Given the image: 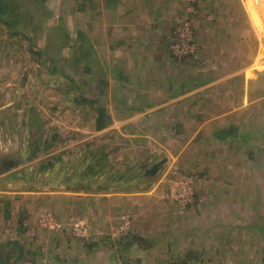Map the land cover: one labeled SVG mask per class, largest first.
Returning a JSON list of instances; mask_svg holds the SVG:
<instances>
[{
    "label": "rangeland",
    "instance_id": "374dc122",
    "mask_svg": "<svg viewBox=\"0 0 264 264\" xmlns=\"http://www.w3.org/2000/svg\"><path fill=\"white\" fill-rule=\"evenodd\" d=\"M0 4V248L264 264V0Z\"/></svg>",
    "mask_w": 264,
    "mask_h": 264
},
{
    "label": "trees",
    "instance_id": "16d2710c",
    "mask_svg": "<svg viewBox=\"0 0 264 264\" xmlns=\"http://www.w3.org/2000/svg\"><path fill=\"white\" fill-rule=\"evenodd\" d=\"M0 10H1V4H0ZM189 56H190V54H185V56L183 55L184 59L185 58H188ZM122 74H124V73L122 72L121 75ZM108 116L109 115L106 113V111L104 109H100L99 110V116H98V118L96 120V128L98 130L104 129L108 125V123H107L108 122V120H107L108 119ZM237 130H239V126H237L236 124H231L229 127L220 130L221 132L217 134V138L227 140L229 138L227 135H235V133L237 135ZM220 134H223V135H221L220 137H218V135H220ZM238 135H239V133H238ZM240 140H243L244 141V139H241V138H240ZM229 141H232V139H230ZM244 142L247 145L250 144L248 141H244ZM251 224L254 227H256V224L255 223L253 224L251 222ZM236 225H240V224H237L236 223ZM263 226L264 225L260 224L257 227H261V228L264 229ZM122 239H126V236L122 237L121 240ZM138 239H140V236H137V235L132 236L130 238V240H128L125 243V246L132 245ZM9 244L12 247L9 248V251L7 252L8 254L6 256H4V254H2L1 251H2V249L4 247H6ZM191 251H193V250H190V252ZM28 253L31 254V255H33V251L30 250V249H26L21 241H19V240L10 241V242H8V244L6 243V244L2 245L1 248H0V264H8L9 263V260H10V257H13L14 255H15V260L17 262L20 261V262H23V263L27 264ZM166 264H188V263H187V260L186 259H183V260H176V261H172V262H167Z\"/></svg>",
    "mask_w": 264,
    "mask_h": 264
},
{
    "label": "water",
    "instance_id": "95a60500",
    "mask_svg": "<svg viewBox=\"0 0 264 264\" xmlns=\"http://www.w3.org/2000/svg\"><path fill=\"white\" fill-rule=\"evenodd\" d=\"M164 160L156 162L155 164H153V166L151 167V169H148L147 173H151V174H156V172H158L159 168L163 165Z\"/></svg>",
    "mask_w": 264,
    "mask_h": 264
},
{
    "label": "flooded vegetation",
    "instance_id": "af4514ba",
    "mask_svg": "<svg viewBox=\"0 0 264 264\" xmlns=\"http://www.w3.org/2000/svg\"><path fill=\"white\" fill-rule=\"evenodd\" d=\"M4 163L6 164V165H12V164H14V163H17L16 161H12V160H6V161H4Z\"/></svg>",
    "mask_w": 264,
    "mask_h": 264
},
{
    "label": "built area",
    "instance_id": "2783aa9c",
    "mask_svg": "<svg viewBox=\"0 0 264 264\" xmlns=\"http://www.w3.org/2000/svg\"><path fill=\"white\" fill-rule=\"evenodd\" d=\"M187 53H188V52H187ZM180 57H181V56H180ZM187 201H188V198H185L184 201H183L184 204H187ZM124 227H125V226H124ZM124 227H122V229H123Z\"/></svg>",
    "mask_w": 264,
    "mask_h": 264
},
{
    "label": "crops",
    "instance_id": "0c3cea01",
    "mask_svg": "<svg viewBox=\"0 0 264 264\" xmlns=\"http://www.w3.org/2000/svg\"><path fill=\"white\" fill-rule=\"evenodd\" d=\"M109 1H112V0H109ZM128 13V11L125 12V14Z\"/></svg>",
    "mask_w": 264,
    "mask_h": 264
}]
</instances>
